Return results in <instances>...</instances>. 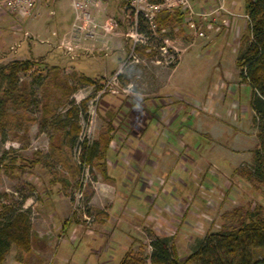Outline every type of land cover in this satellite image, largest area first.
<instances>
[{
    "label": "rangeland",
    "instance_id": "1",
    "mask_svg": "<svg viewBox=\"0 0 264 264\" xmlns=\"http://www.w3.org/2000/svg\"><path fill=\"white\" fill-rule=\"evenodd\" d=\"M188 1L194 12L207 10L200 0ZM62 2L67 6L69 0ZM46 14L54 11L43 10L34 26L49 31L34 37L23 35L25 21L7 14L12 23L0 49V68L12 61L32 63L17 75L30 103L6 109L23 120L0 131V201L28 212L31 256L12 248L4 264H118L125 253L140 251L148 262L149 245L157 239H165L184 260L204 236L237 227L247 212L258 210L264 217V185L239 175L251 160L234 152L253 146L256 127L250 88L240 84L238 90V44L231 36L212 37L205 24L189 28L182 21L156 38L147 36L138 46L142 53H131L122 36L121 46L109 52H84L87 41L81 40L67 53L58 46L60 36H51L56 20ZM72 16L67 6L57 23L66 33ZM110 16L118 19V13ZM127 29L118 20L117 32ZM80 75L95 84L80 85ZM62 79L67 89L57 86ZM163 86L168 97L162 96ZM242 94L245 109L236 119L231 102ZM58 118L78 128L71 140L63 136L66 130L48 125ZM148 133L160 134L164 152L149 148ZM101 135L109 137L107 151L88 164L84 151ZM133 153L141 157L135 160ZM163 154L170 162L150 169V161L165 159ZM230 160L234 163H226Z\"/></svg>",
    "mask_w": 264,
    "mask_h": 264
},
{
    "label": "trees",
    "instance_id": "2",
    "mask_svg": "<svg viewBox=\"0 0 264 264\" xmlns=\"http://www.w3.org/2000/svg\"><path fill=\"white\" fill-rule=\"evenodd\" d=\"M243 13L247 17V33L240 39L236 65L239 70V82L250 88L249 108L253 113L252 123L256 127L258 146L252 152L251 164L238 171L247 181L264 185V0H243ZM182 20L183 15L178 12L174 15L162 13L158 18V27L169 28L175 23L180 24ZM143 50L139 47L136 51L142 53ZM174 65L170 69H173ZM31 66L30 61L24 60L12 61L0 68V131L12 121L20 126L23 120L21 116L8 114L6 109L10 105L16 110L30 103L26 86L24 83H18L17 75L26 72ZM52 70L56 71L57 68L52 67ZM57 82V86H62L61 89H67L63 79ZM77 82L88 86L95 84L93 79L82 75L78 77ZM70 90L73 91L72 88ZM48 125L66 130L63 131V136L69 137L70 140L78 133L76 125L67 127L59 118ZM108 143L109 137L101 135L98 143L85 149L84 161L90 164L93 160H102ZM13 162L11 159L10 163ZM149 246L148 262L140 251L125 253L118 264H264V217L258 210L247 212L237 227L204 236L198 247L184 260L176 256L173 247L165 239L154 240ZM31 247L28 212L14 210L0 201V264H4L5 257L12 248H15L19 255L31 256ZM17 259L20 260L19 257Z\"/></svg>",
    "mask_w": 264,
    "mask_h": 264
},
{
    "label": "built area",
    "instance_id": "3",
    "mask_svg": "<svg viewBox=\"0 0 264 264\" xmlns=\"http://www.w3.org/2000/svg\"><path fill=\"white\" fill-rule=\"evenodd\" d=\"M73 13L72 23L66 37L60 42L59 46L65 48L67 53H71L79 47L81 40L89 42L120 39L129 40V50L135 52L138 46L145 45V38L150 36L156 38L159 33H164L166 28L158 27V18L162 13L174 15L178 12L183 15V22L189 28L193 25L202 26L205 24L207 30H213L214 18L220 15L237 18V16L225 8L223 0L208 10L194 12L188 0H160L152 2L150 0H120L118 9V19L116 16L107 17L99 22L95 19L94 13L103 4L110 0H69ZM37 0H0V12L16 18L17 21H26L32 15ZM247 23V17L242 16ZM197 19V22H196ZM118 20L121 24L128 26L127 32L121 34L117 32ZM200 21V23H199ZM221 27H226V22H221ZM145 31H144V30ZM26 36V33L23 34ZM201 38H206L202 32H197ZM122 36V37H121ZM71 41H76L75 46L71 47ZM87 48L83 49L87 52ZM134 58V57H133Z\"/></svg>",
    "mask_w": 264,
    "mask_h": 264
},
{
    "label": "crops",
    "instance_id": "4",
    "mask_svg": "<svg viewBox=\"0 0 264 264\" xmlns=\"http://www.w3.org/2000/svg\"><path fill=\"white\" fill-rule=\"evenodd\" d=\"M194 1H196V0H194ZM220 2H221V0H200L198 5L200 4L202 7H207V10H208L211 7H214L215 5L219 4ZM223 3H224L225 8L227 10H229V11H232V13H234L237 16V18H235V19L232 18L231 19V17H227L224 14L220 15L217 18H214L213 22L216 24V27H218V28L221 27V25H220L221 22H226L227 26L226 27H222L220 29L221 32L218 31L220 33H216L217 31H213V30H211L212 32H208V33L209 34L212 33V35H210L212 37L213 36H218V35L222 34V32H223V35H225L227 37L231 36L234 44L235 43L238 44L236 48H238V52H239L240 45H241L240 39H241L242 36H245V34L247 33V23L245 22L244 18H242V16H244V13H243V0H239V2L237 0H223ZM65 4H66V2H62V0H37V2L35 4V7L33 9L32 15L30 16V18H28L25 21L26 24H24L25 25L24 33H26V36L31 35V36L34 37L35 35H38V33L39 34H46V32L49 31V26L44 28V25H38L36 23V26H34V24L37 21V19L40 17L41 12L43 10H47V9L51 8L54 11V14H53V16H51L50 14H46V18L48 19V18L52 17L53 19L56 20V22L54 24L55 28L54 29L51 28V31H53V32H50V34H51V36H53V35L58 36L59 35L60 36L59 44H60V42L66 37V32H65L66 30H63L64 28L61 27L62 24L61 25H57V23H59V21H61L65 8L68 6L71 9V7L69 6L70 5V1H69V3L67 2V6H65ZM119 4H120V0H110L106 4H103L97 11H95V13H94L95 19L97 21H99V22H102L108 16L113 15L115 13H118ZM203 10H204V8H203ZM196 22H197V19H196ZM11 23H12V21H10V18L8 17L7 13L6 12H0V49H2L6 45V39L9 38V31H10L9 29L11 27ZM199 23H200V21H199ZM60 27H61V29H60ZM59 30L60 31L62 30L61 31L62 33L59 32V34H58ZM114 40L112 39L113 42L107 40L106 43H103V41L89 42V44H87V49H88L87 52H89V53L97 52V51L98 52H103L102 50H104V52H106L108 50L110 51L113 46H116V48L120 47L121 43L118 44L120 42V40H119V42H117L118 39H114ZM59 44H58V46H59ZM189 46L190 45H188V47ZM188 47H186L183 50H181V52L178 55V58L176 60V63L174 65V68L170 70L169 75L171 74L172 71L176 70L177 65L179 64V57H181V55L185 53V51H186V49ZM116 48H114V49H116ZM110 64H112V63L109 61L108 66ZM112 70L116 71L117 69H112ZM229 75H231L232 77L234 76L233 73H229ZM222 79L224 81H228L229 80V78H226L223 75H222ZM240 84H242V83H240L237 80V86L239 88L238 90L243 88V87L239 86ZM221 85H222V82L220 84H216V86H220V87H221ZM165 90H166V87L162 88V92H163L162 96L163 97H165V96L168 97L165 94L166 93ZM241 98H242V102H243L242 105L240 104V101H239ZM249 98H250V94H249ZM240 99L237 102L236 101L231 102L232 108L235 111H237L236 112L237 115L235 117L236 119L241 116V113L245 109V96L243 94L240 95ZM153 109L157 110L155 107ZM157 112L161 116V114H162L161 110H157ZM155 116H157V115H155ZM251 116L253 117V113L251 114ZM252 117H251V121H252ZM156 123H157V127H159V124H158L159 122L157 121ZM252 125H253L252 127H254L253 123H252ZM144 131L145 130H143V132ZM238 132L242 133V131L239 128H238ZM146 135H147L146 136V138H147L146 142L148 143L149 148H153V150H154V148H161L162 151L164 152V150H165L167 145L159 144V141L157 139L160 137V134L157 136V138H156V134L155 133H148ZM253 137H254L255 141H254L253 146L250 149H248V150H244V149L234 150V152H244V153H246L247 157H248V159L245 160L246 162H249L251 160V152H250V150L254 148L253 149V151H254L255 149H257V146H258V141H257V137H256V130H255V132L253 134ZM154 152L157 153L156 151H154ZM131 155L133 156V159H135V160H138L141 157L138 154L135 155V153H133ZM168 155H170V154L168 153ZM134 157H136V158H134ZM163 157H165V159L163 158L164 160L163 159L156 160L157 164H154V162H156L155 160L150 161L151 162L150 169L154 168L153 165H155V168L156 167L158 168V166H157L158 163H161V165L166 164L167 159H168V162H170L169 157L167 158L164 154H163ZM226 163L233 164L234 160H230V161H228ZM180 188H186V187H185L184 184H181ZM6 258H8V255L5 257V260H6ZM4 263H5V261H4Z\"/></svg>",
    "mask_w": 264,
    "mask_h": 264
}]
</instances>
